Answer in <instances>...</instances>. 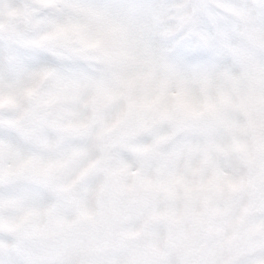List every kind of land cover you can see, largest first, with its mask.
<instances>
[{"label":"clouds","instance_id":"obj_1","mask_svg":"<svg viewBox=\"0 0 264 264\" xmlns=\"http://www.w3.org/2000/svg\"><path fill=\"white\" fill-rule=\"evenodd\" d=\"M0 264H264V0H0Z\"/></svg>","mask_w":264,"mask_h":264}]
</instances>
